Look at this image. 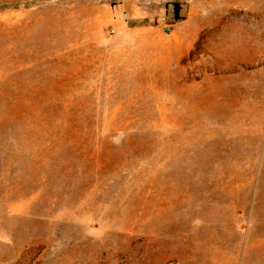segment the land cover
Segmentation results:
<instances>
[{"label": "rangeland", "instance_id": "rangeland-1", "mask_svg": "<svg viewBox=\"0 0 264 264\" xmlns=\"http://www.w3.org/2000/svg\"><path fill=\"white\" fill-rule=\"evenodd\" d=\"M0 264H264V0H0Z\"/></svg>", "mask_w": 264, "mask_h": 264}, {"label": "trees", "instance_id": "trees-1", "mask_svg": "<svg viewBox=\"0 0 264 264\" xmlns=\"http://www.w3.org/2000/svg\"><path fill=\"white\" fill-rule=\"evenodd\" d=\"M178 13V7H177V9H176V14Z\"/></svg>", "mask_w": 264, "mask_h": 264}]
</instances>
